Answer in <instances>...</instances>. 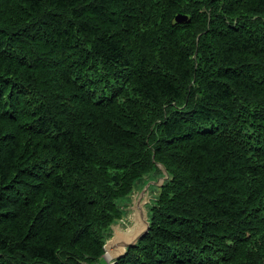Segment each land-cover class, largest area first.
I'll list each match as a JSON object with an SVG mask.
<instances>
[{"label": "trees", "instance_id": "obj_1", "mask_svg": "<svg viewBox=\"0 0 264 264\" xmlns=\"http://www.w3.org/2000/svg\"><path fill=\"white\" fill-rule=\"evenodd\" d=\"M156 161L113 264H264V0H0V264H108Z\"/></svg>", "mask_w": 264, "mask_h": 264}, {"label": "water", "instance_id": "obj_2", "mask_svg": "<svg viewBox=\"0 0 264 264\" xmlns=\"http://www.w3.org/2000/svg\"><path fill=\"white\" fill-rule=\"evenodd\" d=\"M191 16L178 12L174 17L175 23H188ZM155 151L153 150V158ZM158 168L155 172L139 179L137 187L124 207L125 215L122 219L110 225L105 239L104 257L108 264H113L120 257L126 255L129 248L139 243L149 231L151 226V208L159 195V188L172 178V174L163 162L156 161Z\"/></svg>", "mask_w": 264, "mask_h": 264}]
</instances>
